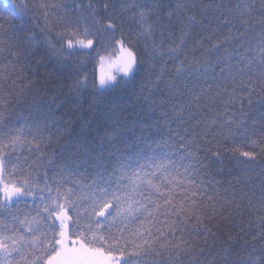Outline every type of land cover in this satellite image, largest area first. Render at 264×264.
Masks as SVG:
<instances>
[{
    "label": "snow or ice",
    "instance_id": "6c2138e0",
    "mask_svg": "<svg viewBox=\"0 0 264 264\" xmlns=\"http://www.w3.org/2000/svg\"><path fill=\"white\" fill-rule=\"evenodd\" d=\"M37 55L99 111L61 129L51 107L0 103V264H264L208 243L233 205L264 240V180L225 200L206 163L264 162V0H8L7 91L30 89Z\"/></svg>",
    "mask_w": 264,
    "mask_h": 264
},
{
    "label": "trees",
    "instance_id": "16d2710c",
    "mask_svg": "<svg viewBox=\"0 0 264 264\" xmlns=\"http://www.w3.org/2000/svg\"><path fill=\"white\" fill-rule=\"evenodd\" d=\"M5 4H7L5 0H0V9ZM36 61L32 63L31 68L23 70V75L26 77L23 83L29 85L30 89L17 87L9 92L7 90L11 81L0 78V90H4L6 95V100L0 101V103H3L4 107L10 106L9 111L13 115L19 113L23 116H28L35 106H42L45 109L51 107L55 116L60 118L59 127L61 129H64L65 125L77 129L82 115L84 120H91L93 110L99 111L95 105L91 104V97L78 99L74 95H70L66 87L60 91L62 78L52 66L39 63V55H37ZM12 79L16 78L13 77ZM17 84L19 85L20 81H17ZM120 103L123 104L122 101ZM129 103L144 105L145 102L143 100L137 101L135 97H132ZM123 106L129 107V105ZM259 107V99L254 98L253 110H257ZM245 109L247 110V104H245ZM206 163L208 166V194H215L225 200L230 201L234 198L239 200L242 194L250 195L252 190L261 186L260 181L264 180V175L261 174V171L264 170V162L252 165V171L245 170L235 160L224 159L223 163H220L210 158ZM210 227H219L222 231L216 232L217 239L215 241L209 239V245L215 246L217 249L222 242H225V247L235 245L237 252L233 254L234 261H238L241 256L246 255V253L240 252V246L244 241L249 242L251 248L257 250V254H259V249L264 247V240L259 239L260 230L256 218L249 217L247 213L236 212L235 205L224 213L223 218L216 217L214 225H210ZM241 236H243V240H240ZM254 236L257 239L254 240ZM228 237H231L230 242H226ZM183 259L185 264H188L190 258L184 257Z\"/></svg>",
    "mask_w": 264,
    "mask_h": 264
},
{
    "label": "rangeland",
    "instance_id": "374dc122",
    "mask_svg": "<svg viewBox=\"0 0 264 264\" xmlns=\"http://www.w3.org/2000/svg\"><path fill=\"white\" fill-rule=\"evenodd\" d=\"M6 2H8V0H5Z\"/></svg>",
    "mask_w": 264,
    "mask_h": 264
}]
</instances>
